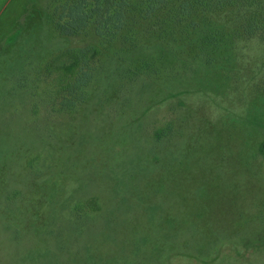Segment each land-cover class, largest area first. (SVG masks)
<instances>
[{"label": "rangeland", "instance_id": "374dc122", "mask_svg": "<svg viewBox=\"0 0 264 264\" xmlns=\"http://www.w3.org/2000/svg\"><path fill=\"white\" fill-rule=\"evenodd\" d=\"M82 1L0 0V264H264V0L207 13L216 39L177 2L107 34L123 1ZM82 45L134 80L63 110L42 69Z\"/></svg>", "mask_w": 264, "mask_h": 264}, {"label": "trees", "instance_id": "16d2710c", "mask_svg": "<svg viewBox=\"0 0 264 264\" xmlns=\"http://www.w3.org/2000/svg\"><path fill=\"white\" fill-rule=\"evenodd\" d=\"M87 1L92 2H101V0H83L81 4L77 7V13L81 12V7L83 3ZM106 4H112L113 0H104ZM124 4V9H117L114 11H107L109 13L108 17H104L101 20V23H112L115 29L107 30V34H114L116 31L120 30L123 25V19L126 18L127 11L126 7L130 6L129 0H122ZM248 0H213L207 3V0H144L142 3L143 10L145 9V17L150 18L153 15L156 16V20L160 18L161 12L164 10L165 7L168 5L171 6L172 3L177 2L179 5L175 8V12L172 16H169L166 19L161 20L162 22H167L169 25L176 26L177 23L183 22L195 8H198L197 11L202 12L204 15L201 17V21L203 22L201 25L196 27L195 32L198 38L209 36L211 39H216L215 35L211 34V30L214 29V26L210 22H204L206 19L205 15L209 12H215L218 8L224 6L226 3L227 5H234L239 8H246L248 5L250 6V2L243 4ZM97 9H91L90 15L93 16L96 11H101L100 7L97 6ZM249 11L245 10L244 12L241 11V14H247ZM130 13V12H129ZM128 13V14H129ZM210 15V14H209ZM82 19H86L85 15H80ZM148 24V23H147ZM59 28L62 30L63 34L66 35H75L76 30L72 29L71 26L68 25H58ZM97 31L98 27H97ZM214 43V42H213ZM215 44V43H214ZM232 46L229 47L231 49ZM159 50V53L163 56H174L177 58L176 49H168L167 47H163L161 45H155L152 47H140L138 50L140 52H145L146 50ZM137 49H134L135 52H138ZM164 55V56H165ZM111 60V59H110ZM114 60V59H113ZM119 62V66H117L114 70H108V63L101 59V51L95 45H82L80 47L66 49L53 59H51L47 65L42 69L44 73H47L48 77L54 76L55 80L57 81V89L55 90V96H61V105L63 106V110H75L79 106H82L89 101L90 98V90L95 87L96 84L100 82L107 83L109 80L110 82L113 80L114 75L118 72L121 68L122 70V78H126L129 81L134 80L133 76H128L129 72L124 71L126 65H124L121 61ZM180 63H182L180 61ZM185 63L181 65L176 63L175 69L183 70ZM209 64H206L204 60H198V62H194L189 64L194 68L206 69L208 68ZM125 66V67H124ZM126 70V69H125ZM206 72V70H204ZM120 77V79H122ZM182 78H179L181 81ZM258 123V122H257ZM261 126L264 127V123L259 122ZM261 152H264V146L261 149ZM86 208L89 209H96L97 208V201L91 200L86 205Z\"/></svg>", "mask_w": 264, "mask_h": 264}]
</instances>
